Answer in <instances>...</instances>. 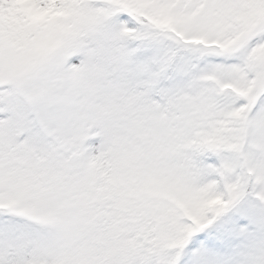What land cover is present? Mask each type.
<instances>
[{"label":"snow or ice","instance_id":"snow-or-ice-1","mask_svg":"<svg viewBox=\"0 0 264 264\" xmlns=\"http://www.w3.org/2000/svg\"><path fill=\"white\" fill-rule=\"evenodd\" d=\"M0 264H264V0H0Z\"/></svg>","mask_w":264,"mask_h":264}]
</instances>
